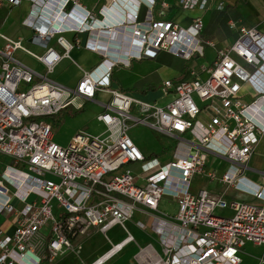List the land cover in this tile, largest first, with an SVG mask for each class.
Returning <instances> with one entry per match:
<instances>
[{
    "label": "built area",
    "instance_id": "built-area-1",
    "mask_svg": "<svg viewBox=\"0 0 264 264\" xmlns=\"http://www.w3.org/2000/svg\"><path fill=\"white\" fill-rule=\"evenodd\" d=\"M4 1L18 6L23 0H0V5ZM27 1L31 12L23 24L33 32L30 42L43 53L32 51L24 37L0 32V153L12 158L0 176V218L16 217L13 235L0 228V264H54L67 253L79 254L83 245L78 240L90 229L99 228L108 238L114 226L126 236L117 243L108 238L111 248L104 256H110L103 262L97 258L100 264L131 242L139 246L138 264H240L247 242L264 245V183L245 175L264 137V90L250 102L243 99L245 86L264 76V27L240 26L237 40L218 49L210 65L195 62L187 78L165 80L163 88L173 96L158 105L111 86L113 68L128 66L131 58H141L148 50H165L189 61L204 57L205 45L214 42L201 39L202 17L188 28L148 19L145 28L136 22V13L129 18L132 37L123 45L93 33L99 20L93 21L80 0H59L51 13L46 11L49 0ZM181 2L201 9L206 5V0ZM85 32V43L78 36H64ZM53 38L57 47L50 45ZM75 46L96 51L101 58L72 89L49 74L61 60L71 58ZM19 50L35 57L45 72L17 58ZM98 91L111 95L97 115L104 131L94 135L80 130L66 147L56 143L54 116L75 97L92 99ZM134 107L139 114L133 113ZM137 124L178 139L172 154H144L129 134ZM209 154L228 162L222 174L209 167ZM197 175L219 180L256 201L228 200L224 193L203 188L193 192ZM163 197L177 202L174 216L159 213ZM217 209H231L233 215L220 216ZM137 210L153 216L150 228L159 235L161 252L151 244L140 246L127 229ZM136 224L148 227L143 220Z\"/></svg>",
    "mask_w": 264,
    "mask_h": 264
},
{
    "label": "crops",
    "instance_id": "crops-1",
    "mask_svg": "<svg viewBox=\"0 0 264 264\" xmlns=\"http://www.w3.org/2000/svg\"><path fill=\"white\" fill-rule=\"evenodd\" d=\"M148 1L149 0H80V4L81 7L84 8V10L90 11L91 14L94 15V22L96 19L99 20L96 21L97 28L93 31V33L103 35L106 39L112 37L113 39H118L120 42L124 41V43H122L123 45L126 44L125 41H129V39L132 37L129 24L133 21H129V18L133 19L132 17L136 13V22L141 23V26H144L145 28L148 27V24L143 23L148 21V19H151V24L154 22L164 21L173 22L183 28H188L192 25L196 17H202L204 26L201 32V39L203 40V42H214V45H205L204 57H198L195 58V60L189 61L182 56L174 55L165 50H148L143 54L141 58H131L128 66L121 64L115 66L117 68L120 67L124 71H127L130 70L131 67H133L134 62L145 63L146 69L143 72L138 73L137 75L134 74V77H125L123 75L124 78H119L118 75L111 74L109 82L114 88H119L129 94H132L134 97H137L140 100L154 102L158 105H165L169 100H171L173 96V93L166 92V90L163 88V83L165 80L187 78L189 76V67L193 66L195 62H197L198 65H206L208 62V55H214L215 60L216 51L218 49L230 47L237 40L239 35L238 29L240 26H256L258 28L264 27V0H206V5L203 9H201L200 5L187 7L182 4L181 0H150V3H148ZM58 2L59 0H49V4H52L50 7H47L46 11L51 13L53 5H56ZM6 4L10 6H16L10 4L7 1H4L0 5V7ZM18 6L24 8L23 18L20 22L21 25L18 28H15V32H13V34L4 32L2 33L13 38H17L19 36L24 37L26 39V44L28 45V47L33 46L37 49V53H43V48L30 42L33 32L30 28L23 24V20L31 12V2L23 0L22 3ZM232 23H234L235 25H232ZM76 36L80 37L85 43L88 37V33H68V39L70 40H74ZM50 45L57 47L56 38H53L51 40ZM16 57L26 64L30 65L36 71H44L43 64L33 56L31 57L35 58L36 62L40 66V69L29 64V62L24 61L21 57ZM100 58V54L96 51L90 50L84 46H75L71 51V58H64L56 66L53 74L62 65V69L59 74L50 77L62 83L66 87L74 89L77 86V83L79 82L83 73L87 70H91L100 61ZM164 71L165 74H163ZM261 90H264V76L261 78L259 83H248L244 88L243 97L249 96L252 98L256 92ZM110 98L111 95L108 91H98L95 97L92 99L75 97V99L73 100V104L69 108L77 109L85 103H95L94 105L96 106V120L101 123L97 119V115L104 110L105 105L109 102ZM76 100H79V103L77 105L79 107H75ZM133 113L139 114L136 107H134ZM173 140L174 144L176 145L178 139ZM146 155L152 156V154ZM4 157H6V155L0 153V176L5 167L12 162L8 161V163H6V158ZM208 165L209 167L215 169L219 174H222L225 171V168L228 166V162L217 155L209 154ZM134 169L138 170V166H134ZM245 175L259 184L264 183V137L258 145L257 150L252 155L248 169L245 171ZM193 186L194 184H192L193 192H198L199 189H202H195L193 188ZM222 193H224L225 196L229 195L231 197L228 198L229 200L235 199L241 201H256V198H254V196H251L244 192H240L233 188H227L226 186L224 187V191ZM139 207L142 208V206ZM137 213L143 215V221H145L150 227L153 216H151L150 214H145L141 210H137L135 214ZM0 228L4 233L13 235L16 228V217L14 215L2 216L0 218ZM92 229L94 230V233L95 231L99 233L97 235H93L91 238L85 241H91L92 239L98 238L97 248L93 249L95 250V258L98 253H101L100 250L103 244H105L106 247L108 246L107 248L109 249L111 248V245L110 243L107 244V237L102 231L99 230V228ZM151 232H153V234L155 235L153 242L149 240L148 242H145V244H141L139 242L138 244L140 246H149V244H151L152 248L155 251L161 252L162 245L159 239V235H157L154 231ZM108 238L110 237L108 236ZM110 240L112 241L111 238ZM133 244H135V247L138 248L137 252L133 254L123 253L125 249H127L129 246H132ZM106 250L107 249L105 248L104 254L108 251ZM119 252L122 253L121 258H125L128 255L131 256L132 261H130V263L128 264H138L136 257L139 252V246L136 243L131 242L127 244ZM115 255H113L112 257H114ZM240 256L242 259L240 264H264V245L247 242L242 247ZM112 257L107 259L103 264H105ZM58 259L54 264L59 261ZM81 262L85 264L84 261Z\"/></svg>",
    "mask_w": 264,
    "mask_h": 264
},
{
    "label": "rangeland",
    "instance_id": "rangeland-1",
    "mask_svg": "<svg viewBox=\"0 0 264 264\" xmlns=\"http://www.w3.org/2000/svg\"><path fill=\"white\" fill-rule=\"evenodd\" d=\"M23 9H24L23 7L10 6L8 4L0 7V31L4 33L13 34V32H15V28H18L21 25L20 22L24 14ZM64 36L68 38V33L64 34ZM3 45H4V41L0 38V47H2ZM30 49L37 53V49L35 47L30 46ZM16 56L21 57L24 61L29 62V64L40 69V66L36 62L35 58L31 57L30 55H27L26 53H23L22 51H18L16 52ZM207 60L208 62L206 65L208 66L214 61V55L213 56L208 55ZM61 69H62V65L56 70L54 74L52 72L49 74V76H56L57 74H59ZM145 69H146L145 63L134 62L133 67H131L130 70L124 71L120 67L119 68L115 67L113 68L112 74H116L118 75L119 78H122L123 75L125 77L133 76L134 74L137 75L138 73L143 72ZM43 72H45V69ZM163 74H165V71L163 72ZM176 81H179V80L177 79ZM193 97L200 106H204V103L197 97V95H194ZM243 99L245 101L250 102L253 100V97L251 98L249 96H246V97H243ZM78 103H79V100H76L75 107L78 105ZM94 104L95 103L89 102L84 110H81L75 114L68 111L65 114L61 124L58 126L56 125L54 126V141L58 143L59 145L66 147L71 142L76 132L80 130L88 131L94 135L100 134L104 130V126L96 120V116H95L96 106ZM129 134L131 138L134 140V142L137 144L139 149L144 154H152V156H158L160 158L166 157V156L168 157L172 154V150L175 146L174 140L172 138L153 130L151 127L145 124H137L133 126L129 130ZM4 158H6V163H8V161L9 162L12 161V158L10 156L6 155V157ZM193 184H194L193 188L195 189L203 188V189H207L208 191H211L217 194L219 193L222 194V192L224 191V187H225L221 182H219V180H210L209 178H206L200 175H197L194 178ZM225 198L228 199L231 197L227 195L225 196ZM158 211L159 213L174 216L178 211V204L175 200L169 197H163L160 202ZM216 212L220 216H232L233 215V211L231 209H217ZM138 213L135 214L132 220H129L126 223L127 229L135 237L137 242L141 244H145V242H148L149 240L153 242L154 237H155L153 232H151L153 230L149 229L150 227L148 226L145 230L142 231V229L139 226H137L136 222L138 220H143L142 219L143 215L138 214ZM98 233L99 232H96V231L94 233L93 229L90 230L87 235L81 237L78 240L79 242L81 241L82 245L84 244L83 248L81 249V252L79 254L67 253L64 256H60L58 259L59 261H57L56 264H83L81 261H84L85 264H91L97 258L102 256L104 254L105 248L107 250L109 249L107 248L108 246L106 247V245L103 244L100 250L101 253H98L99 255L97 254V256L94 258L95 250L93 249L97 248L98 238L92 239L91 241L90 240L85 241L91 238L93 235H97ZM125 235H126V232L120 226L113 227L108 232V236L112 239L114 243H117L118 241L122 240L125 237ZM109 243L110 242L107 241V244ZM135 246H136L135 244H133L132 246H129L127 249L123 251V253L133 254L137 252L138 248H136ZM121 252H118L114 257L108 260L105 264H128L130 263V261H132L131 256L128 255L125 258H121L122 257Z\"/></svg>",
    "mask_w": 264,
    "mask_h": 264
},
{
    "label": "trees",
    "instance_id": "trees-1",
    "mask_svg": "<svg viewBox=\"0 0 264 264\" xmlns=\"http://www.w3.org/2000/svg\"><path fill=\"white\" fill-rule=\"evenodd\" d=\"M176 80H177V79H176ZM176 80H173V81H176ZM178 80H181V79H178ZM87 104H88V103L83 104V105H82L81 107H79L78 109H75V108H69V107H67V108H65V109H62V111H60L57 115L54 116V124H55L56 126L60 125L61 122L63 121V118H64L65 114H66L68 111L71 112V113H73V114L78 113L79 111L84 110L85 107L87 106Z\"/></svg>",
    "mask_w": 264,
    "mask_h": 264
},
{
    "label": "bare ground",
    "instance_id": "bare-ground-1",
    "mask_svg": "<svg viewBox=\"0 0 264 264\" xmlns=\"http://www.w3.org/2000/svg\"><path fill=\"white\" fill-rule=\"evenodd\" d=\"M117 248H114L111 253H113ZM110 255H106L104 256V254L100 257L101 258V262H103L107 257H109ZM91 264H100L99 262L97 261H93Z\"/></svg>",
    "mask_w": 264,
    "mask_h": 264
}]
</instances>
